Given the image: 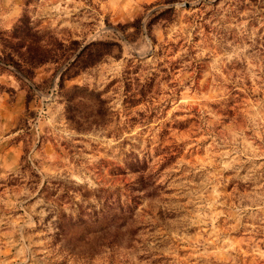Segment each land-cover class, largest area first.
Segmentation results:
<instances>
[{
	"label": "rangeland",
	"instance_id": "rangeland-1",
	"mask_svg": "<svg viewBox=\"0 0 264 264\" xmlns=\"http://www.w3.org/2000/svg\"><path fill=\"white\" fill-rule=\"evenodd\" d=\"M18 40L0 264H264V0H0Z\"/></svg>",
	"mask_w": 264,
	"mask_h": 264
},
{
	"label": "trees",
	"instance_id": "trees-1",
	"mask_svg": "<svg viewBox=\"0 0 264 264\" xmlns=\"http://www.w3.org/2000/svg\"><path fill=\"white\" fill-rule=\"evenodd\" d=\"M26 22L28 21L26 20ZM21 23L23 24V21H21ZM26 32L28 34L30 32V28L27 25H26ZM15 42L17 43H14V45L18 47H23L24 45H26L23 61L14 59V56L9 53V54H5L3 58L0 59V63L13 66L22 74L29 75L32 73L34 68L41 66L47 62V57L49 54L47 50L41 48L40 46L32 45L34 44L32 42L27 44H24L22 40H18ZM72 44L75 45V42H73ZM80 55L81 54H78L76 56V59H78ZM70 56L71 55H68L66 57V60H68ZM57 62H59V58L53 61V63H57Z\"/></svg>",
	"mask_w": 264,
	"mask_h": 264
}]
</instances>
